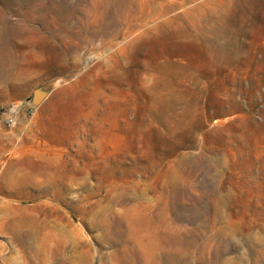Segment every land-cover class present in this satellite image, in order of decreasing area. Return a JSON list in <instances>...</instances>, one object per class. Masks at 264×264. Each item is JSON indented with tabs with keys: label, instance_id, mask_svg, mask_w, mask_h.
Returning a JSON list of instances; mask_svg holds the SVG:
<instances>
[{
	"label": "rangeland",
	"instance_id": "374dc122",
	"mask_svg": "<svg viewBox=\"0 0 264 264\" xmlns=\"http://www.w3.org/2000/svg\"><path fill=\"white\" fill-rule=\"evenodd\" d=\"M0 264H264V0H0Z\"/></svg>",
	"mask_w": 264,
	"mask_h": 264
},
{
	"label": "built area",
	"instance_id": "2783aa9c",
	"mask_svg": "<svg viewBox=\"0 0 264 264\" xmlns=\"http://www.w3.org/2000/svg\"><path fill=\"white\" fill-rule=\"evenodd\" d=\"M14 112H15V110H14ZM13 112V113H14ZM14 122H15V117H14V115H10V116H8L7 118H6V123L8 124V125H12V124H14Z\"/></svg>",
	"mask_w": 264,
	"mask_h": 264
},
{
	"label": "water",
	"instance_id": "95a60500",
	"mask_svg": "<svg viewBox=\"0 0 264 264\" xmlns=\"http://www.w3.org/2000/svg\"><path fill=\"white\" fill-rule=\"evenodd\" d=\"M42 97H43V95L40 94V93H38V94H36V95L34 96L32 102H33V103H37V102H39V100H41Z\"/></svg>",
	"mask_w": 264,
	"mask_h": 264
}]
</instances>
